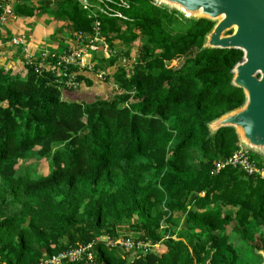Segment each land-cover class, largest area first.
Returning <instances> with one entry per match:
<instances>
[{"label": "trees", "instance_id": "trees-1", "mask_svg": "<svg viewBox=\"0 0 264 264\" xmlns=\"http://www.w3.org/2000/svg\"><path fill=\"white\" fill-rule=\"evenodd\" d=\"M13 1L16 18L61 21L81 45L93 37L95 18L80 1L95 0ZM112 9L128 20L96 17L112 53L93 56L94 71L108 69L110 97L72 102L48 70L26 65L22 76L0 67V264H41L127 220L150 249L120 255L99 243L95 264H258L264 178L229 166L214 172L238 140L232 128L210 134L206 126L244 101L230 85L241 52L201 50L213 24L152 0ZM29 159L45 160L46 173Z\"/></svg>", "mask_w": 264, "mask_h": 264}, {"label": "water", "instance_id": "water-1", "mask_svg": "<svg viewBox=\"0 0 264 264\" xmlns=\"http://www.w3.org/2000/svg\"><path fill=\"white\" fill-rule=\"evenodd\" d=\"M185 20L213 25L201 50H238L241 59L230 73V85L240 89L243 103L207 122L210 134L232 128L238 149L259 157L264 169V0H152ZM264 264V249H253ZM128 264V263H126Z\"/></svg>", "mask_w": 264, "mask_h": 264}, {"label": "built area", "instance_id": "built-area-1", "mask_svg": "<svg viewBox=\"0 0 264 264\" xmlns=\"http://www.w3.org/2000/svg\"><path fill=\"white\" fill-rule=\"evenodd\" d=\"M95 4H89L85 1H80L83 9L87 10L89 17L95 18L93 21V37L88 40L87 45H81L76 43L74 46L66 48L62 53L57 55H51L49 64L45 67L26 62L25 65H35L34 72L40 73L43 69L48 70L53 77L54 82L62 85L67 90H73L78 88L79 82L76 79L79 72H91L96 75L99 79H104L105 75L108 74L107 70H95V62L93 61V53L101 49L102 54L105 58H109L112 51L109 50L107 44L100 37V24L97 20L99 14L117 18L119 20H128V18L120 10H113L112 5L123 9L129 8L132 0H95ZM10 0H0V26L6 24L10 19L14 17ZM154 6L159 7L158 4L152 2ZM82 35H78L77 38L80 40ZM77 39V40H78ZM9 46H20L26 48V42L24 37L15 36L12 38L0 39V48ZM123 61V62H122ZM124 60L120 61V64H124ZM237 168L242 170L246 175H258L264 178V169H259L256 162L250 159L248 152L242 149H237L226 159L216 163L213 168L214 172L225 167ZM100 241V242H99ZM99 243L106 247L114 246L126 251L137 252L140 248V252H145L150 249V244H141L139 242H133L132 240H126L119 238L104 244L103 241L98 240L96 237L90 242L85 244H79L77 246L67 248L53 255L52 257L45 259L41 264H95L96 249L95 246Z\"/></svg>", "mask_w": 264, "mask_h": 264}, {"label": "crops", "instance_id": "crops-1", "mask_svg": "<svg viewBox=\"0 0 264 264\" xmlns=\"http://www.w3.org/2000/svg\"><path fill=\"white\" fill-rule=\"evenodd\" d=\"M64 26L63 22L46 15L26 18L14 16L6 24L0 26V38L22 35L26 48L20 46L0 48V67L22 75L25 72L26 62L47 66L51 55L60 54L77 43L78 38H73L75 34H69ZM95 53L97 52H94L93 56ZM78 74L84 76L85 80H81L76 89L62 90L63 99L72 102H94L112 95L110 81L99 79L91 72L83 71ZM87 80L90 81V85L87 84Z\"/></svg>", "mask_w": 264, "mask_h": 264}, {"label": "rangeland", "instance_id": "rangeland-1", "mask_svg": "<svg viewBox=\"0 0 264 264\" xmlns=\"http://www.w3.org/2000/svg\"><path fill=\"white\" fill-rule=\"evenodd\" d=\"M11 3V6H13L14 4V1L13 0H10V2H8V4ZM16 17V16H15ZM124 21V20H122ZM119 25H123L121 22L119 23ZM122 29L125 30V26H122ZM3 35V34H2ZM83 42L84 43H88L85 39H83ZM140 39L136 40L135 42H133L130 46H129V53H130V57L133 59L135 58L136 54H137V49L138 47L140 46ZM85 45V44H84ZM115 47L117 49H124L123 46L120 44V43H117L115 42ZM2 48V47H1ZM99 56V55H103L102 54V51L101 49H99L97 51V53L94 54V56ZM96 56V57H97ZM129 60V63L133 62V60ZM121 61V60H120ZM119 61V62H120ZM123 62V61H122ZM128 62L127 63H124L126 64L125 67L126 69L132 67V64H129ZM250 153V152H248ZM252 154V153H251ZM249 155V154H248ZM28 165H34L35 167L37 166V171L40 173V174H44L46 173L47 169H48V165H47V162L45 160H40V161H35L33 159H29L27 161ZM134 220H127L126 222L120 224L117 226V228H115L114 230V233L111 234L112 235H115L113 237H111L109 234H104V235H98L96 236V238L98 240H101L104 242V244H107L109 242H113V240H116V239H119V238H124L126 240H132L133 242H139L141 244H152L151 240L150 239H140L139 237L143 235L142 231L139 229V227L135 226L134 225ZM95 238V237H94ZM100 242V241H99ZM110 247H107L109 249H114V251L116 250L120 255H130V256H135L137 253L139 254L140 251H141V248L137 251V252H134V251H124V250H121V249H118V248H113L114 246H111L109 245ZM113 251V252H114ZM127 253V254H126Z\"/></svg>", "mask_w": 264, "mask_h": 264}]
</instances>
